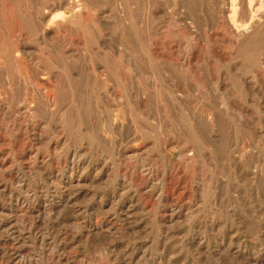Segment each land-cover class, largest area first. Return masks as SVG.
<instances>
[{
	"label": "rangeland",
	"instance_id": "1",
	"mask_svg": "<svg viewBox=\"0 0 264 264\" xmlns=\"http://www.w3.org/2000/svg\"><path fill=\"white\" fill-rule=\"evenodd\" d=\"M63 1L0 0V72L10 83L5 89L0 77V104L15 106V90L30 80L46 83L52 92L59 88L53 102L45 105L30 94L25 114L13 116L0 109V264H264V66L225 40L214 45L216 56L212 49L201 55L203 66H195L200 85L190 74L191 86L153 79L154 63L161 66L160 73L174 76L161 60L178 61L186 42L185 30L176 27L174 18L163 22L164 12L183 10L186 16L207 17L216 0H150V6L146 0H93L77 25L55 18L63 9L50 11ZM152 8L161 11V18H152ZM33 24L40 33L35 28L37 34H30ZM50 24L42 33L40 29ZM169 30H180L182 39L171 37ZM231 33L225 24L221 34ZM11 44L14 56L6 52ZM120 57L123 60L113 68ZM64 65L76 78L72 89L61 71ZM240 77L247 79L245 87ZM99 81L105 82V90ZM191 88L199 91V98ZM177 90L186 96L181 99ZM208 91L213 102L203 98ZM222 94L223 102L218 99ZM137 103L143 107L141 115ZM213 107L223 116L218 124L210 119ZM190 125L204 130L199 142ZM165 130L174 144L166 148V160L157 148V142L164 144L160 131ZM181 153L186 158H180ZM140 157L148 165L132 169ZM79 167L84 169V186L76 195V206L46 215L59 204L61 181L72 171L81 173ZM160 171L165 173L162 199L157 194ZM144 179L150 183L143 192ZM137 190L142 193L131 202ZM27 212L34 215L31 227ZM63 218L69 226L61 225ZM75 221L88 225L77 230L72 227ZM89 224H106L102 245L84 242ZM110 224L118 229L115 233L106 230ZM54 242L55 249L49 246Z\"/></svg>",
	"mask_w": 264,
	"mask_h": 264
},
{
	"label": "bare ground",
	"instance_id": "2",
	"mask_svg": "<svg viewBox=\"0 0 264 264\" xmlns=\"http://www.w3.org/2000/svg\"><path fill=\"white\" fill-rule=\"evenodd\" d=\"M93 0H69V1H66V0H64L63 2H60L59 4H58V6H56V5H54L53 7H51V9H50V11L53 13L54 12V14L58 11V9L60 8V9H63L64 11H63V14L60 16V13L58 14V16L56 15V17L55 18H60L61 20H67V21H69L72 25H74V24H78L79 22H80V20L82 19V15H84V13L82 14V12H83V10L84 11H88V10H91L92 9V7H93V2H92ZM147 1V3H148V6H150V5H152V3L150 4V0H146ZM183 1V0H182ZM143 2V1H142ZM186 2V1H185ZM144 3V2H143ZM184 3V2H183ZM203 3V2H202ZM202 3H201V5H202ZM176 4V3H175ZM183 5V4H182ZM52 6V5H51ZM198 6V5H197ZM142 7H144V6H142ZM172 7H174V5L172 6ZM182 7H184V6H182ZM151 8V7H150ZM170 9V8H169ZM173 9V8H172ZM179 9V8H178ZM182 9H184V8H182ZM42 10V9H41ZM94 10V9H93ZM143 10V9H142ZM151 10V9H150ZM166 10V9H165ZM171 10V9H170ZM170 10H166L165 12H164V14L162 15L163 16V18L162 19H164L163 20V22L165 21V22H170V20L172 19V18H174V21H175V25H176V27L178 28H182L183 27V29L185 30V32H184V34L182 35V37L185 39V43H184V47H183V45H181L180 46V48H183L182 50H179L178 51V61H173V60H169V61H164V60H161L162 61V64H164L163 65V67H165L166 68V70H173V71H175V73H174V76H172V75H170L169 73H168V71H162L163 73H160V70H161V66L159 65L158 67H157V64L155 65V63H154V65H153V69H152V71H153V73L155 74V76H154V80L155 81H157L158 83L160 82L161 84H165V83H171V84H174L173 86H175V83H183V85H186V86H191V84H192V81L191 80H189V78H188V74H190V76L192 77L193 76V78L197 81V77H199V74L196 72V70H195V66L196 67H202L203 66V61H201V59H200V57H201V55L203 54V52L206 50V52L208 51L209 52V50H211L212 49V53L214 54V56H216V53H215V49H213L214 48V45L215 44H217L218 43V41H227V42H229L230 43V45L234 48L235 47V49L236 48H238V50L241 52V53H243V54H246L247 56H248V58L249 59H251L252 60V62H254V64L256 63V64H260V66L261 65H263L264 66V0H216V2H215V6H214V11H213V13H212V15L211 16H207V17H203L201 14V16H198V17H196V16H192V14L190 15V13H188L187 14V16L184 14V11L183 10H179L178 12L176 11V12H174V11H170ZM191 10V9H190ZM202 10H204V9H202ZM43 11V10H42ZM162 11H164V10H162ZM186 11H188V10H186ZM152 12V13H151ZM151 14H152V18H155V19H159V18H161V14H160V12L161 11H159V10H154L153 8H152V10H151ZM194 12V11H193ZM196 12V11H195ZM147 13V12H146ZM197 13V12H196ZM195 13V14H196ZM37 14V13H36ZM45 14H47L46 12H44V13H42V17L40 16L39 17V19H40V23L41 22H44L45 20H44V18H45ZM198 14V13H197ZM40 15V14H39ZM50 16V15H49ZM85 17V16H84ZM30 19V18H29ZM25 20V19H24ZM47 20V19H46ZM58 20V19H57ZM99 20V19H98ZM55 21V20H54ZM100 21V20H99ZM32 22H33V20H32ZM66 22V21H65ZM164 22V23H165ZM26 23V22H25ZM34 23V22H33ZM39 23V24H40ZM58 23V22H57ZM56 23V24H57ZM83 23V22H82ZM35 24V23H34ZM34 24L33 25H31L32 26V28L31 27H29V28H31V32H30V34H33V33H35L37 30H38V27L36 28V25H35V27H34ZM42 24V23H41ZM41 24H40V26H41ZM67 24V23H66ZM80 24V23H79ZM157 24V23H156ZM229 25V27H230V29L232 30V33L228 36H223L222 34H221V32H222V30H223V27H224V25ZM52 24H50L49 25V27H43V28H41L40 30H42L43 32L42 33H47L48 32V30H50V26H51ZM55 25V24H54ZM65 25V24H64ZM82 25V24H81ZM84 25V24H83ZM82 25V26H83ZM145 25V24H144ZM24 26V25H23ZM62 26H63V24H62ZM61 26V27H62ZM67 26V25H66ZM87 26V25H86ZM172 26V25H171ZM42 27V26H41ZM59 27V26H58ZM57 27V28H58ZM147 27V26H146ZM159 27V26H158ZM37 30H36V29ZM72 28V27H71ZM78 28V27H77ZM81 28V27H80ZM168 28V27H167ZM83 29V28H82ZM81 29V30H82ZM18 30V29H17ZM36 30V31H35ZM84 30V29H83ZM229 30V29H228ZM39 31V30H38ZM73 31V30H72ZM158 31V30H157ZM180 31V30H179ZM178 31V32H179ZM177 32V30H172V31H170L169 30V35H171V37H174L175 39H178V38H181L182 39V37H180V32L178 33ZM39 33H40V31H39ZM149 33V32H148ZM160 33V32H159ZM36 34H37V32H36ZM86 34V33H85ZM163 34V33H162ZM54 35V34H53ZM53 35H51V38H52V36ZM153 35H154V33H153ZM94 36V35H93ZM158 36V32L155 34V37H157ZM167 36V35H166ZM165 36V38H167ZM54 37V36H53ZM95 37V36H94ZM164 37V36H163ZM14 38V37H13ZM50 38V37H49ZM87 38H88V36H87ZM92 38V37H91ZM18 39V38H17ZM90 39V38H89ZM88 39V40H89ZM161 39V38H160ZM214 39H216V41H214ZM46 40V39H45ZM154 40V39H153ZM94 41V40H93ZM181 41V40H180ZM154 42V41H153ZM176 42V41H175ZM179 42V41H178ZM37 43V42H36ZM151 43V42H150ZM149 43V44H150ZM221 43V42H220ZM14 44V43H13ZM179 45H180V43H178ZM2 45V44H1ZM12 45V44H11ZM38 45L39 44H37V47H38ZM155 45L156 46H158V40H156V42H155ZM12 47H13V45L11 46V49H8L7 48V50H6V52H7V55L8 54H11V53H15L16 54V52H15V49H12ZM39 47H40V45H39ZM13 48H15V47H13ZM18 48V47H17ZM178 48V47H177ZM25 50V49H24ZM237 50V51H238ZM30 51V50H29ZM158 51V50H157ZM19 52V51H18ZM25 52V51H24ZM5 53V52H4ZM14 53H13V56H14ZM120 53V52H119ZM26 54H29L28 53V51L26 52ZM167 54V53H166ZM6 55V54H5ZM125 55V54H124ZM150 55V54H149ZM12 56V57H13ZM93 56V55H92ZM121 56V55H120ZM22 57V56H21ZM69 58H71V60H73L72 58V56L71 55H69L68 56ZM116 57H118V56H116ZM122 57V56H121ZM119 58V61H115V63H113L112 61L111 62H109V63H113L112 65V67L113 68H116L117 67V64H119V62L120 61H122L123 59L122 58ZM212 57V56H211ZM220 57V56H219ZM16 58V57H15ZM14 58V59H15ZM30 58V57H29ZM115 58V57H114ZM151 58V57H150ZM150 58H149V60H150ZM248 58H247V61H248ZM25 59V58H24ZM157 59V58H156ZM214 59H216V58H214ZM214 59H213V61H214ZM218 59V58H217ZM68 60V59H67ZM66 60V61H67ZM159 60V59H158ZM222 60V59H221ZM105 61H107V60H105ZM151 61V60H150ZM250 61V60H249ZM31 62V61H30ZM116 62H118V63H116ZM155 62H156V60H155ZM35 63V62H34ZM67 63V62H66ZM108 63V62H107ZM127 63V62H126ZM16 64V63H15ZM27 64H29V63H27ZM65 64V63H64ZM149 64H150V62H149ZM153 64V63H152ZM159 64V63H158ZM219 64V63H218ZM19 65V64H18ZM32 65V64H31ZM54 65V64H53ZM67 65V64H66ZM69 65V64H68ZM67 65V66H68ZM107 65V64H106ZM111 65V64H110ZM204 65H206V64H204ZM250 65V64H249ZM252 65V64H251ZM48 66H50L49 64H48ZM47 66V67H48ZM52 66V65H51ZM67 66H63L62 67V72H63V74L65 75V78H66V85L69 87V88H74V83H72V79H73V82H74V80H76V78H75V76L73 77V75H72V73H71V71H72V69H70V67H67ZM122 66V65H121ZM151 66V65H150ZM246 67H247V65H245ZM252 66H254V65H252ZM19 67V66H18ZM17 67V68H18ZM120 67V66H119ZM222 67H223V65H222ZM249 67V66H248ZM247 67V68H248ZM251 67V66H250ZM250 67H249V69H250ZM36 68H37V65H36ZM35 68V70H37ZM113 68H111V69H113ZM152 68V67H151ZM208 68V67H207ZM225 68V67H224ZM33 69V68H32ZM110 69V70H111ZM130 69V68H129ZM205 69V68H204ZM210 69V68H209ZM53 70V69H52ZM51 70V71H52ZM248 70V69H247ZM1 71V70H0ZM39 71H40V69H39ZM39 71H37L38 73H40ZM94 71H95V69H94ZM100 71V70H99ZM151 71V70H150ZM177 71H179L180 73H177ZM198 71V70H197ZM201 71V70H200ZM235 71V70H234ZM239 71V70H238ZM244 71V70H243ZM246 71V70H245ZM45 72V71H44ZM73 72V71H72ZM16 73H17V71H16ZM20 73V72H19ZM42 73V72H41ZM52 73V72H51ZM50 73V74H51ZM97 73V72H96ZM152 73V72H151ZM235 73V72H234ZM250 73V72H249ZM35 74V73H34ZM33 74V75H34ZM47 74V73H46ZM154 74H152V75H154ZM201 74V73H200ZM205 74V73H204ZM242 74H243V72H242ZM248 74V73H247ZM27 75H28V73H27ZM27 75H25V76H27ZM43 75V74H42ZM41 75V76H42ZM53 75H55V74H53ZM202 75V74H201ZM237 75V74H236ZM246 75V74H245ZM244 75V76H245ZM17 76V75H16ZM16 76H15V79H16ZM20 76V75H19ZM39 76H40V74H39ZM204 76H206V75H204ZM234 76V75H233ZM243 76V75H242ZM0 77H2V87L4 86V88L6 89L8 86H9V81L5 78V77H3V74H1V72H0ZM29 77H33L31 74H29ZM36 77V76H35ZM46 77V76H45ZM45 77H44V79H45ZM55 77V76H54ZM3 78H4V81H3ZM9 78V77H8ZM34 78V77H33ZM37 78V77H36ZM51 78V77H50ZM123 78V77H122ZM205 78V77H204ZM204 78H202L203 80H204ZM253 78L254 79H256V76H253ZM252 78V79H253ZM52 79V78H51ZM125 79H126V77H125ZM152 79V80H153ZM199 79H201V77L199 78ZM206 79V78H205ZM10 80V79H9ZM17 80H18V78H17ZM37 80V79H36ZM39 80V79H38ZM56 80V79H55ZM71 80V81H70ZM127 80V79H126ZM42 81V80H41ZM53 81V80H52ZM65 81V80H64ZM97 81V80H96ZM209 81V80H208ZM240 81H241V83H242V85L244 86V85H246V83H247V79L246 78H244V77H240ZM249 81V80H248ZM12 82V81H11ZM17 82V81H16ZM56 82V81H55ZM101 81H99V83H100ZM198 82V81H197ZM202 82V81H201ZM211 82H213V81H211ZM211 82H209V83H211ZM1 83V82H0ZM105 83V82H104ZM104 83H102L101 82V85H102V88H104L105 87V85H104ZM159 83V84H160ZM221 82H220V79H219V84H220ZM46 84V83H45ZM45 84H43V83H40L39 81H35V79L34 80H30L29 81V85L27 84V85H20V86H18L17 87V92H16V90H15V94H16V96H15V98L13 99V102H12V105L13 104H16L15 106H11V107H16V108H12L11 109V107H9L6 103H2V104H0V109H4V110H6V113L7 114H11V115H13V116H17V114L18 115H22V114H25L24 112V109L25 108H27L28 106H29V103H28V98H29V95L31 94V98L33 97V95H32V93H34V97L37 99V102L39 103V104H43V103H49V102H53L52 100H53V98H54V94H55V92H57L58 91V89H57V91L56 90H54L53 89V91L54 92H52V90H50V88L48 87V86H45ZM53 84V83H52ZM61 84V83H60ZM197 84V83H196ZM198 84H199V82H198ZM214 84H216V82L214 83ZM48 85V84H47ZM99 85V84H98ZM97 85V86H98ZM200 85V84H199ZM198 85V86H199ZM203 85H204V82H203ZM205 85H207L206 83H205ZM217 85H218V81H217ZM247 85H250L249 83L247 84ZM17 86V85H16ZM54 86V85H53ZM60 86V85H59ZM96 86V85H95ZM140 86H141V84H140ZM167 86V85H166ZM177 86V85H176ZM14 87V86H13ZM99 87H101V86H99ZM181 87V86H180ZM183 87V86H182ZM201 87V86H200ZM208 87V86H207ZM210 87V86H209ZM213 87V86H212ZM218 87V86H217ZM245 87V86H244ZM243 87V88H244ZM97 88V87H96ZM142 88V87H141ZM155 88V87H154ZM190 88V87H189ZM202 88V87H201ZM205 88V87H204ZM220 88V87H219ZM8 89V88H7ZM14 89V88H13ZM52 89V88H51ZM55 89H56V87H55ZM143 89V88H142ZM186 89V88H185ZM195 89V88H194ZM196 89H197V86H196ZM207 89V88H206ZM208 89H210V88H208ZM242 89V88H241ZM9 90V89H8ZM10 90H11V88H10ZM104 90H105V88H104ZM176 90V89H175ZM184 90V89H183ZM218 91V89L216 88L215 89V91ZM14 91V90H13ZM12 91V95H13V92ZM99 91V90H98ZM180 91H181V89H180ZM180 91H176L177 92V96L178 97H180L181 99H183L185 96H186V93H181ZM187 91H189V90H187ZM191 91H192V93H194L193 95H196L197 96V98H199V91H198V93L196 92V90H193L192 88H191ZM242 91V90H241ZM59 92V91H58ZM68 92V91H67ZM74 92V91H73ZM180 92V93H179ZM214 92V91H213ZM10 93V92H9ZM61 93V92H60ZM69 93H70V91H69ZM69 93H67V94H69ZM75 93V92H74ZM100 93H102V92H100ZM211 91H208V92H206V94H204V96H203V98H206V100H207V103H208V100L211 98ZM219 93V92H218ZM243 93V92H242ZM245 93V92H244ZM243 93V94H244ZM1 94V93H0ZM65 94V93H64ZM214 94V93H213ZM217 94V93H216ZM71 95V94H70ZM77 95V94H76ZM104 95V94H103ZM60 96V95H59ZM64 96V95H63ZM99 96V95H98ZM123 96V95H122ZM214 96V95H213ZM219 96V98L218 99H220L221 100V102H223L225 99L222 97L223 96V94L220 96V95H218ZM227 96V95H226ZM232 96V95H231ZM243 96V95H242ZM102 97V96H101ZM55 98L57 99L58 98V96H56L55 95ZM64 98H65V96H64ZM215 98H216V96H215ZM59 99V98H58ZM66 99V98H65ZM64 99V100H65ZM78 99V98H77ZM97 99V98H96ZM217 99V98H216ZM217 99V100H218ZM138 100H139V98H138ZM171 100V99H170ZM175 100V99H174ZM211 100V99H210ZM215 100V99H214ZM213 100V101H214ZM223 100V101H222ZM7 101V100H6ZM57 101V100H56ZM136 101H137V99H136ZM141 101V100H140ZM212 101V100H211ZM210 101V102H211ZM212 101V102H213ZM229 101H230V99H229ZM1 102V101H0ZM36 102V103H37ZM226 102V101H225ZM219 103V102H218ZM33 104V103H32ZM39 104H37L38 106H39ZM215 105L217 104V102L216 103H214ZM213 104V105H214ZM222 104V103H221ZM224 104V103H223ZM43 105H45V104H43ZM137 110L139 111V114L141 113V107L142 106H140L138 103H137ZM147 105V104H146ZM145 105V106H146ZM209 104H207V106H208ZM34 106V105H33ZM220 106H222V105H220ZM225 106V105H224ZM227 106H229V104H227ZM231 106V105H230ZM32 107V106H31ZM48 107V106H47ZM46 107V108H47ZM74 107V106H73ZM78 107V106H77ZM226 107V106H225ZM34 108V107H33ZM45 108V109H46ZM143 108V107H142ZM147 108V107H146ZM229 108V107H228ZM13 109H15V110H13ZM28 109V108H27ZM36 109V108H35ZM43 109V108H42ZM221 109V108H220ZM76 110V109H75ZM78 110H80V108H78ZM143 110V109H142ZM208 110H210L209 108H208ZM39 111H41L40 109H39ZM44 111V110H43ZM47 111V110H46ZM77 111V110H76ZM213 112H211V118L210 119H212V121H215V122H217V124H218V122H219V119H220V121H221V118H223V116L221 115V116H219V111H217V108H214L213 107V110H212ZM222 111V110H221ZM225 111V110H224ZM227 111V110H226ZM225 111V112H226ZM27 112H28V110H27ZM42 112V111H41ZM78 112V111H77ZM80 112V111H79ZM79 112H78V114H79ZM146 112V111H145ZM207 112V111H206ZM228 112V111H227ZM226 112V113H227ZM44 113H45V111H44ZM47 113V112H46ZM81 113V112H80ZM225 113V115H227ZM138 114V113H137ZM138 114V115H139ZM39 116H40V114H38ZM141 115V114H140ZM146 115V114H145ZM162 115V114H161ZM209 115V114H208ZM209 115V116H210ZM224 115V116H225ZM27 116V115H26ZM25 116V117H26ZM33 116V115H32ZM78 116V115H77ZM228 116V115H227ZM10 117V116H9ZM23 117V116H22ZM140 117V116H139ZM148 117V116H147ZM132 118V117H131ZM207 118V117H206ZM206 118L204 119V121H206ZM225 118V117H224ZM231 118V117H230ZM14 119V118H13ZM12 119V120H13ZM33 119V118H32ZM148 119V118H147ZM163 119V118H162ZM208 119V118H207ZM146 120V119H145ZM150 120V119H149ZM164 120V119H163ZM162 120V121H163ZM178 120V119H177ZM228 120V119H227ZM230 120V119H229ZM134 121V120H133ZM161 121V119L159 120V122ZM165 121V120H164ZM164 121H163V123H164ZM189 121V120H188ZM211 121V120H210ZM224 121V120H223ZM12 122V121H11ZM11 122H10V124H11ZM13 122H15V121H13ZM166 122H168V121H166ZM170 122V121H169ZM169 122H168V124H169ZM196 122V121H195ZM208 122V121H207ZM23 123V122H22ZM197 123V122H196ZM201 123H202V121H201ZM229 123V122H228ZM20 124V123H19ZM160 124L162 125V123L160 122ZM198 124V123H197ZM220 124V123H219ZM230 124H233V123H230ZM237 124H238V122H237ZM156 125H157V123H156ZM167 125V124H166ZM204 125H206V124H204ZM209 125H210V123H209ZM222 125V124H221ZM240 125V124H239ZM243 125V124H242ZM61 126V125H60ZM168 126V125H167ZM166 126V127H167ZM190 126H193V127H191V129H189V130H192V132H193V136H194V139L195 140H198V142L202 139V134L201 133H203L204 132V130H203V132H201V130L198 128V127H196V126H194V125H190ZM201 125L199 124V127H200ZM208 126V125H207ZM245 126V125H244ZM243 126V127H244ZM138 127V126H137ZM203 127V126H202ZM201 127V128H202ZM206 127V126H205ZM242 127V126H241ZM240 127V128H241ZM246 127V126H245ZM19 128V127H18ZM47 128V127H46ZM92 128V127H91ZM139 128V127H138ZM158 128V127H157ZM189 128V127H188ZM213 128H214V126H213ZM219 128H221L220 126H219ZM218 128V129H219ZM225 128V127H224ZM232 128V127H231ZM20 129H21V127H20ZM148 129V128H147ZM159 129H161V127H159ZM165 129V128H164ZM203 129V128H202ZM210 129V128H209ZM209 129H208V131H209ZM222 129V128H221ZM237 129V128H236ZM244 129V128H243ZM246 129V128H245ZM13 130V129H12ZM206 130V129H205ZM211 130V129H210ZM223 130V129H222ZM230 130V129H229ZM6 132H4V133H7L8 132V128L5 130ZM141 131V130H140ZM167 130H165L164 132H166ZM169 131V130H168ZM207 131V130H206ZM232 131V130H231ZM10 132V131H9ZM148 132H150V131H148ZM163 131H160V134H161V136H162V139H163V146H160V144L157 142V145H158V147L157 148H159V150H160V156L163 158V159H167V156H168V154L166 153V148H168L170 145H172L173 144V139H172V137L166 132V133H164ZM218 132V131H217ZM230 132V131H229ZM238 132H240V131H238ZM141 134H142V132H140ZM151 133V132H150ZM155 133V132H154ZM175 133V132H174ZM219 133V132H218ZM8 134H10V136H11V133H8ZM138 134V133H137ZM205 134V133H204ZM212 134V133H211ZM238 134V133H237ZM25 135V134H24ZM213 135H214V133H213ZM220 135H221V133H220ZM223 135V134H222ZM221 135V136H222ZM239 135V134H238ZM237 135V136H238ZM241 135V134H240ZM13 136V135H12ZM140 136V135H139ZM190 136H191V134H190ZM204 137V136H203ZM215 137V136H214ZM218 137H220V136H218ZM217 137V138H218ZM228 137V136H227ZM40 138H41V136H40ZM96 138V137H95ZM98 138V137H97ZM141 138V137H140ZM190 138H192V137H190ZM223 138V137H222ZM88 139V138H87ZM92 139V138H91ZM226 139V138H225ZM221 140H223V139H221ZM89 141H90V139H89ZM157 141V140H156ZM156 141H155V143H156ZM92 142V141H91ZM99 142V141H98ZM215 142H217V141H215ZM224 142V141H223ZM113 144V143H112ZM10 145V144H9ZM13 145V144H12ZM156 145V144H155ZM174 145V144H173ZM11 146V145H10ZM7 147V146H6ZM156 148V147H155ZM113 149V148H112ZM2 150V149H1ZM112 151V150H111ZM1 153V152H0ZM113 153H115V151L113 152ZM169 153H171V152H169ZM119 154V153H118ZM2 155V154H1ZM115 155V154H114ZM113 155V156H114ZM120 155V154H119ZM126 155V154H125ZM172 155V154H171ZM186 155V154H185ZM85 156V155H84ZM3 157V156H2ZM7 157V156H6ZM5 157V158H6ZM73 157V156H72ZM122 157V156H121ZM179 157L180 158H183V157H185L184 155H183V153H181L180 155H179ZM116 158V157H115ZM115 158H113V159H115ZM186 158V157H185ZM213 158V157H212ZM74 159V158H73ZM214 159V158H213ZM183 160V159H182ZM215 161V160H214ZM80 162V161H79ZM116 162H117V159H116ZM130 163V162H129ZM174 163V162H173ZM71 164V163H70ZM73 164V163H72ZM126 164V163H125ZM165 164V163H164ZM132 165V164H131ZM148 165V162H147V160H146V158H141L140 157V159L138 160V163H137V165L136 166H133V168L132 169H135L136 167H138V169H139V167H145V166H147ZM73 166V165H72ZM172 167V166H171ZM0 168H1V166H0ZM70 168V167H69ZM82 168V169H81ZM261 168V167H260ZM81 169V170H80ZM97 169V168H96ZM146 169V168H145ZM215 169V168H214ZM0 170H2V168L0 169ZM143 170V169H142ZM170 170H171V168H170ZM78 171L79 172H81V173H79V174H77L76 172H74V171H72V172H70L69 173V175L68 176H66V178H65V180H62L61 181V186L60 187H62V188H64V190L63 191H61V193H59V196H58V201H59V204L57 205V207L56 206H54V207H52L51 209H48L46 212H45V214L46 215H53L54 213H55V211H54V209H58V210H60L61 208L63 209V208H68V209H70L71 211H72V209L74 208V206H76V204L77 203H74V201L76 200V195L78 194V191L79 190H81L82 189V187L84 186V183L82 182V178L84 177V169H83V167H79V169H78ZM133 171V170H132ZM136 171V170H135ZM150 171V170H149ZM47 172V171H46ZM127 172V171H126ZM1 173V172H0ZM66 173H68V172H66ZM148 173V172H147ZM97 174H99V172L97 173ZM132 174H134V173H132ZM146 174V173H145ZM86 175V174H85ZM112 175H114V173L112 174ZM254 175V174H253ZM50 176H51V173H50ZM157 176V175H156ZM259 176V175H258ZM111 176L110 175H108V178H110ZM116 177V176H115ZM254 177H256V175H254ZM59 178V177H58ZM113 178V177H112ZM119 177L117 176V179H118ZM132 179L134 178V177H131ZM145 178V177H144ZM210 178V177H209ZM111 179V178H110ZM143 179V178H142ZM153 179V178H152ZM165 179V173H164V171H160V173L158 174V183L160 184L159 185V187H160V190L157 192V194L159 195V198L160 199H162V198H165L166 196V194H165V190H164V180ZM254 179V178H253ZM257 179V178H256ZM101 180V179H100ZM115 180V179H114ZM131 180V179H130ZM208 180H210V179H208ZM64 181H66V183H64ZM102 181V180H101ZM144 182V187H142L143 188V192H144V190L147 188V186L149 185V183L150 182H148L149 180L148 179H144L143 180ZM258 181V180H257ZM97 182H99V181H97ZM104 182H108V179L106 180V181H104ZM253 182H254V180H253ZM96 183V182H95ZM210 183V182H209ZM108 184V183H107ZM258 184V183H257ZM256 184V185H257ZM100 185V184H99ZM112 185H114V184H112ZM87 186V185H86ZM106 186V185H105ZM104 186V187H105ZM260 186V185H259ZM98 187V186H97ZM109 187H110V185H109ZM256 187H258V186H256ZM6 188V187H5ZM140 188H141V186H140ZM209 189V188H208ZM258 189V188H257ZM256 189V190H257ZM204 190H205V188H204ZM207 191V190H206ZM259 191V190H258ZM152 192V191H151ZM203 192V191H202ZM139 193H142V192H138V190L137 191H135L134 192V194H132L131 195V202H133L134 200H138V194ZM146 193V192H145ZM204 193V192H203ZM208 193H209V190H208ZM259 193V192H258ZM88 194V193H87ZM154 194H155V192H154ZM210 194V193H209ZM140 195V194H139ZM206 196H207V193H206ZM209 196V195H208ZM93 197V196H92ZM205 197V196H204ZM210 197H211V195H210ZM18 201V200H17ZM19 204V203H18ZM115 205V204H114ZM220 206V205H219ZM61 207V208H60ZM131 207V206H130ZM78 209H81V208H78ZM114 209V206L112 207V210ZM21 210H23V211H27V209H24V208H21ZM77 210V209H76ZM174 210V209H173ZM132 212V211H131ZM130 212V213H131ZM28 213V215H29V217H28V219L29 220H31V222H30V227H31V225L33 224V220H34V215L32 214V213H30V212H27ZM30 213V214H29ZM77 213V212H76ZM82 213V212H81ZM127 213V212H126ZM33 216H32V215ZM83 214V213H82ZM49 215V216H50ZM55 215V214H54ZM61 215H64V213L62 214V212H61ZM66 215V214H65ZM79 215V214H78ZM56 216H58V215H56ZM82 216V215H81ZM36 217H39L38 215L36 216ZM35 217V218H36ZM55 217V216H54ZM63 217V216H62ZM61 218V217H60ZM190 218V217H189ZM57 219V218H56ZM81 219V218H80ZM53 220V219H52ZM75 220V219H74ZM131 220V219H130ZM73 221V220H72ZM51 222V221H50ZM53 222V221H52ZM70 222V221H69ZM23 223V222H22ZM60 223H61V225H63V226H69V224L66 222V219L65 218H63V219H60ZM132 223V222H131ZM51 224V223H50ZM130 224V223H129ZM133 224V223H132ZM135 224V223H134ZM87 223L86 222H80V221H75L73 224H72V227L73 228H75V229H77V230H79L81 227H87ZM104 225H106V224H102V226L101 227H99L98 225L97 226H94V225H92V224H89V230L87 231V232H85V235L83 236L84 237V242L85 243H87V242H90V241H99L98 243L97 242H95V243H97V245H102V243H101V240H100V236L101 235H103V234H105L104 232H105V230L103 231V226ZM131 225V224H130ZM132 226V225H131ZM28 227V226H27ZM98 227V228H97ZM106 227V226H105ZM96 228V229H95ZM32 229V228H31ZM30 229V230H31ZM95 229V230H94ZM115 228V226L114 225H111L110 224V226L106 229L107 231H109V233L111 232V234L112 233H115L116 232V230H118V229H116ZM13 230V229H12ZM119 232V231H118ZM30 234V233H29ZM110 234V235H111ZM48 235V234H47ZM106 235V234H105ZM56 236V235H55ZM74 236V235H73ZM31 237V236H30ZM82 237V238H83ZM116 237V236H115ZM75 238V237H74ZM73 238V239H74ZM81 238V239H82ZM99 238V239H98ZM50 240V239H49ZM83 240V239H82ZM110 240V239H109ZM114 240V239H113ZM51 241V240H50ZM56 243L57 242H54V243H51V245H49V246H51L52 248H54L55 249V247H57L56 246ZM88 245V244H87ZM48 246V247H49ZM83 246H84V244H83ZM105 248V247H104ZM107 249V248H106ZM49 250V249H48ZM104 251V250H103ZM53 252V251H52ZM101 252V251H100ZM54 253V252H53ZM57 253V252H56ZM104 253V252H103ZM3 254V253H2ZM114 258V257H113ZM112 258V259H113ZM236 258V257H235ZM20 259V258H19ZM241 259V258H240ZM92 261H93V259H92ZM39 263H41V262H39ZM91 264V263H90Z\"/></svg>",
	"mask_w": 264,
	"mask_h": 264
}]
</instances>
